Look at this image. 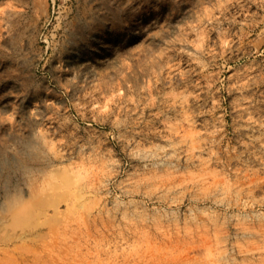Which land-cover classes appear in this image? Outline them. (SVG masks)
I'll return each mask as SVG.
<instances>
[{
  "label": "rangeland",
  "instance_id": "374dc122",
  "mask_svg": "<svg viewBox=\"0 0 264 264\" xmlns=\"http://www.w3.org/2000/svg\"><path fill=\"white\" fill-rule=\"evenodd\" d=\"M0 264H264V0H0Z\"/></svg>",
  "mask_w": 264,
  "mask_h": 264
}]
</instances>
